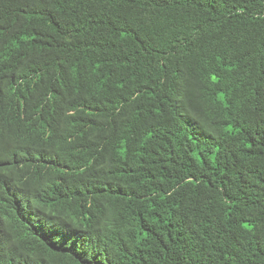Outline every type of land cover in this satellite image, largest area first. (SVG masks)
Wrapping results in <instances>:
<instances>
[{
    "label": "trees",
    "instance_id": "trees-1",
    "mask_svg": "<svg viewBox=\"0 0 264 264\" xmlns=\"http://www.w3.org/2000/svg\"><path fill=\"white\" fill-rule=\"evenodd\" d=\"M0 264H264V0H0Z\"/></svg>",
    "mask_w": 264,
    "mask_h": 264
}]
</instances>
